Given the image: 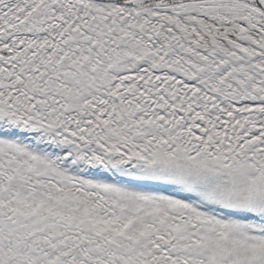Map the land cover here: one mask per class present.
Returning <instances> with one entry per match:
<instances>
[{
  "label": "snow or ice",
  "instance_id": "6c2138e0",
  "mask_svg": "<svg viewBox=\"0 0 264 264\" xmlns=\"http://www.w3.org/2000/svg\"><path fill=\"white\" fill-rule=\"evenodd\" d=\"M0 264H264V0H0Z\"/></svg>",
  "mask_w": 264,
  "mask_h": 264
}]
</instances>
